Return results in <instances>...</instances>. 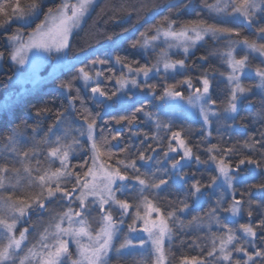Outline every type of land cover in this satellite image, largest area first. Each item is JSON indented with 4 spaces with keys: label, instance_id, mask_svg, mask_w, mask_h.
<instances>
[{
    "label": "snow or ice",
    "instance_id": "obj_1",
    "mask_svg": "<svg viewBox=\"0 0 264 264\" xmlns=\"http://www.w3.org/2000/svg\"><path fill=\"white\" fill-rule=\"evenodd\" d=\"M94 5L95 0H61L55 8L49 7L44 11L43 0H0V28L12 22H19L24 27H28L41 14L44 17L32 31H17L7 37L12 45L8 58L17 65H25L29 51L35 50L34 54L39 55L41 51L61 53L71 49L74 37L78 31L83 30ZM203 7L210 13L242 17L249 27L259 22L257 17L264 19V0H239V2L214 0V3H205ZM164 21L167 28L155 27L156 34L151 37L141 34L142 42L138 40L132 46L139 45L148 49L154 47L161 36L165 38L166 43L170 37L177 42V47L183 48V53L187 57L190 47L195 46L205 36H240L238 29L217 27L203 20L184 25L179 31L174 30L176 21L169 20L168 17H164ZM25 36L27 40L24 39ZM256 37L252 41L245 37L243 41L233 43H240L250 53H257L259 57L264 58V43L257 42L264 41V26L256 29ZM104 39L111 40L112 37L107 36ZM171 46L169 44V48ZM3 55L0 53V58ZM226 55L227 64L231 69L227 79L232 87L224 113H237L238 101L251 92L250 88L241 84L238 73L250 72L251 69L247 67L248 55L237 59L232 50ZM201 59L205 58L201 57ZM114 60L116 64L127 68L128 73L127 76L121 73L119 77L113 73L107 77L108 80L115 79L118 85L116 91L109 93L106 88L101 87L99 78L104 75L101 71H96L93 75L82 67L78 69V76L74 78L84 82L90 96L102 107L110 108L111 105H105L104 101L112 100L117 92L128 88L129 84L136 88L143 87L155 94V86L147 83L152 73L159 74L163 71L167 74L185 66L184 59L173 61L166 50L160 52L156 62L151 66L145 64L134 68L131 64H126L120 56H115ZM261 62L264 64V59ZM106 63L108 61L102 59L93 60L91 66ZM140 76L144 78L143 84L137 79ZM255 76L260 80L257 87L264 88V67H257ZM200 82L202 90L197 88L195 94L187 98V103L199 107L204 124L211 125L212 118L219 119L221 114L214 108L216 101L210 96L212 85L208 75H203ZM180 83L192 87L190 78ZM61 87L68 89L70 93L72 82L62 83ZM76 91L77 96H69L70 106L80 99L79 89ZM165 97L184 99L183 93L176 90V85L164 87L160 99L163 100ZM47 111H49L47 108L37 109V115ZM140 112H144L143 106L136 108L130 117L120 116L118 119L116 117L112 119L117 124L126 121L131 125L136 119V114ZM99 115L96 113V116ZM145 115L155 122L156 132L150 137L144 134L145 140L141 141L139 146L126 143L120 148L124 158L115 159L114 166L98 163L101 155H107L111 160L117 156V153L110 149L104 151L109 143L107 137H104L102 144L97 143L96 119L87 109L82 115L86 124L85 130L73 128L70 122H66L64 114L58 113L56 124L50 126L43 136H41L43 129L39 127L32 129L34 136L28 148L21 145L19 134L16 132L5 138L3 147L0 148V264H109V254L113 250L117 256L122 257L125 250L136 247L132 239L127 236L118 247L114 244V240L119 239L120 225L124 223L126 216L132 217V223L128 225L130 233L136 232L137 221H142V231L148 234V241L154 250L155 259L152 264H166L164 243L165 238L171 241L173 227L183 230L200 226L199 216H192L187 223L180 218L190 210L188 198L194 197L193 204H196L208 189L215 190L221 187L234 189V182L238 179L234 173H238L241 166L254 165L256 169H261L264 164V132L260 133L259 139L255 136L249 137L242 145L253 153H259V160L253 159L251 155H245L233 165L231 157L237 152L234 146L212 145L206 150L210 154L209 161H201L199 156H195L194 159L197 164L214 163L217 175L211 176L208 182L204 183L196 179L193 173V181L183 199L169 201L167 206L157 205L155 201L160 199L159 193L168 187L172 175L182 182L187 180L188 173L180 170L183 167L181 161L193 159V151L181 138L180 132L172 131L171 120L164 121L159 116L147 112ZM257 115L264 121V108ZM229 118L234 119V117ZM61 124L65 125L62 129L59 127ZM161 131L171 132V135L162 137L159 135ZM74 132L79 133L80 137L86 135L92 152L90 157L92 164L82 175L78 171H73L76 165L70 163L72 153L80 146V140L73 135ZM133 135L139 134L133 133ZM36 137L40 138L36 139ZM147 139H152L156 147L146 145ZM165 139L168 141L167 145L164 144ZM111 140L117 142L113 147H120L123 137L118 132L111 136ZM160 153L163 155L161 156ZM173 153L179 158L173 156ZM141 161L144 162L143 165L140 164ZM57 163L59 166L53 168L52 165ZM165 164H168V167H164ZM86 165L87 161L80 167ZM142 167L144 171H141ZM253 187L264 194V183ZM120 196L126 198L121 199ZM58 199L66 201L70 206L59 212L49 210L48 205ZM72 204L78 207L74 208ZM225 204L227 207H224ZM244 204V200L236 199L233 191L231 202L226 201L222 195L218 196L215 201L216 206L205 214L222 227L225 233L213 237L211 250L207 252V257L214 260L215 264H264V245L257 247L254 244L256 239L264 240V218L258 220L255 226L251 223L239 226L238 231L243 233L247 244L251 245V251L245 244L239 243L241 238L236 236V230L221 223L219 215L221 211L236 218L244 211ZM247 205V215L251 218L253 207L264 208V195L258 201L248 200ZM94 209H98L100 213L98 229H93L86 218V214H90ZM132 209H135L134 213ZM113 210L120 214L118 221L113 218ZM45 212H48L47 221L39 218ZM153 214H155L154 218ZM33 215L38 216L37 224H33L31 228L18 230V224L23 220L31 219ZM37 228L40 230L37 231ZM30 231H36L37 234V238L31 244L28 239ZM146 243L141 239L139 246L143 247ZM73 244L75 253L70 250ZM235 254H241L242 259L234 260ZM132 264L137 262L133 260ZM139 264H143V261ZM181 264H207V261L202 256L190 258L185 256L181 257Z\"/></svg>",
    "mask_w": 264,
    "mask_h": 264
},
{
    "label": "trees",
    "instance_id": "obj_2",
    "mask_svg": "<svg viewBox=\"0 0 264 264\" xmlns=\"http://www.w3.org/2000/svg\"><path fill=\"white\" fill-rule=\"evenodd\" d=\"M61 0H43L44 11H47L49 7L55 8ZM239 2V0H237ZM205 3H214V0H100L93 9L82 31H78V34L74 37L71 49L68 50V55L71 58L81 57L78 61L73 63L69 68L61 71L58 75L46 82L42 87L35 89L25 95L23 99L17 102L9 112L0 115V148L3 147L5 138L11 135L13 132H20V130H27L28 136L33 135L32 129L41 128V136L47 133L48 128L56 124L58 113H63L66 119L71 118V126L73 128L79 127L81 122H84L82 115L85 113V109L91 111L94 118L96 113H100L102 110L101 105H94L92 103L91 96L83 90V85L78 76V69L84 67L86 63L93 60H105L108 63L101 65L102 76L101 87L106 88L109 93L116 91L117 84L115 79L108 80L107 77L115 73L116 77H119L121 73L126 74L127 68H123L120 64H116L114 57L120 56L126 64H131L134 68L142 65L151 66L154 62L152 49H145L140 47H133L132 45L138 40L142 42L141 34H145L148 37L155 35V27L162 26L167 28V24L164 21V17H168L169 20L176 21L174 30L178 31L184 25L190 24L193 21L199 22L205 21L207 24H214L217 27L235 28L240 32V36L232 35L224 36L222 38H207L201 45L197 46L192 54L186 59L185 70L177 75V78L173 81H182L190 78L192 82L200 81V78L207 74L208 78L212 80L211 99L216 101L217 110L221 113L224 108L227 107L229 98V91L227 84L221 81V77L226 72V64L224 61V55L230 46L231 41H243L246 31L245 26L238 22H233L219 18V14L210 13L204 8ZM191 5V7H186ZM43 18L41 14L34 22L25 27L18 22H12L3 28H0V52L5 54L6 62L5 69L0 72V97L4 95V92L9 86V78L13 73V67L8 62L9 49L5 44V40L8 36L15 33L19 29L31 30L36 24H38ZM259 20L255 24L254 30L264 26V19L257 17ZM111 36V40H106L104 37ZM248 38V37H247ZM249 41L254 40L248 38ZM230 41V44H229ZM204 57L205 59H201ZM72 82V89L69 93L68 89L62 88V83ZM167 83V81L165 82ZM161 80L158 78V82L155 87L157 90V96L162 93ZM77 89H79L80 99L76 101L73 106L69 105V96H77ZM155 101V99H153ZM153 100H149L148 104L143 102H137L135 105L127 106L124 108H114L113 115H110L111 119H108V115L103 119H107L108 130H112L116 133H121L123 140L120 147H114L112 152L117 153L116 157L111 160H107L109 164L114 165L115 159H123L124 154L120 153V148L124 147L126 143H131L139 146L141 141L145 140L144 134L149 137L156 132L155 122L149 119L145 112L152 113L159 116H163L153 106ZM253 109L245 111L244 108L240 110L237 116V123L239 129H234L228 123L223 125V117L221 121L216 122L210 130L211 135L206 132L203 124L195 119L184 117L181 119L172 121V131L181 133V136L192 148L193 155L199 156L201 161H209V153L207 149L212 145H219L221 147L234 146L237 150L236 154L231 157V162L234 165L238 163L239 158L245 155H251L253 159H260L259 153H253L248 149L242 147L243 142L249 137L255 136L260 138V133L264 132V121L260 119L257 114L264 108V99L260 95H255L251 99ZM143 106L144 112L136 114L135 121L129 125L126 121L115 123L112 117L117 119L120 116L130 117L136 108ZM49 109L47 112H42L37 115V109ZM94 111V112H93ZM115 111V112H114ZM159 112V113H157ZM108 117V118H107ZM164 117V116H163ZM164 120V119H162ZM168 121V120H164ZM99 131L100 124H97ZM60 127V126H59ZM77 132H74V136L77 137ZM133 133L139 135L134 136ZM58 134V132H57ZM165 132L161 131L160 136H164ZM40 137H37L39 139ZM146 145L156 147V143L152 139L145 141ZM164 144L167 145V140H164ZM82 152L78 156L72 158L71 164L76 165L73 171H78L81 175L87 170L89 166V148L86 142L81 143ZM80 147V148H81ZM143 150V149H141ZM135 151V149H133ZM153 155V153H147ZM162 156L163 154L160 153ZM87 161L85 167H80ZM226 162H228L226 158ZM141 165L144 162H140ZM78 167V168H77ZM164 167H168L165 164ZM145 169L142 167L141 171ZM188 178L183 185H177L174 183L173 176L168 187L159 193V200H156L157 205L167 206L169 201H175L177 199H183L185 193L189 190V186L193 181V173L196 179H200L202 182L207 183L211 176H215L216 172L210 167V162L201 163L200 168L192 167L188 172ZM171 175V173H169ZM264 183V164H262L258 177H250L242 181L236 186L237 197L245 201L244 211L241 214L239 220L235 223L228 222L224 216L221 218L222 224H227L230 228L236 230L241 224L251 223L255 226L256 222L264 218V208L253 207V215L251 218L247 215L248 205L247 201H258L261 199L262 194L259 190L254 188V185ZM219 195L216 194L210 200H205L200 207H196L193 204L194 197H189L187 203L190 205V210L181 215V219L187 223L192 216L203 217L208 210L215 207V201ZM126 198V197H125ZM152 197H150L151 199ZM178 206V205H177ZM226 207V205H224ZM171 224V223H170ZM228 226V227H229ZM206 227V226H205ZM209 228V225L207 224ZM199 228V227H198ZM193 228H185L183 230H177L173 227L174 242L168 246L167 253L169 255V262L173 263L181 262V257L202 256L206 260V249L209 245L199 241L201 236H204L202 229H198L192 234ZM259 231V230H258ZM211 233V229L209 231ZM190 233V236L184 237L183 234ZM213 234L215 232L213 231ZM195 236V237H193ZM207 236V234L205 235ZM236 236H240L236 234ZM192 238V240H188ZM209 241L208 236L206 237ZM262 239H257V242L261 243ZM198 243V244H197ZM240 243V241H239ZM205 245V247H203ZM197 247L199 249H197ZM199 251V252H198Z\"/></svg>",
    "mask_w": 264,
    "mask_h": 264
},
{
    "label": "rangeland",
    "instance_id": "obj_3",
    "mask_svg": "<svg viewBox=\"0 0 264 264\" xmlns=\"http://www.w3.org/2000/svg\"><path fill=\"white\" fill-rule=\"evenodd\" d=\"M99 1L100 0H95L94 8L98 4ZM92 11H91V13H92ZM230 11H231V9H229V12ZM219 18L229 20V21H233V22H238L239 24L245 26L246 31H248V33H245V36H247L248 38H251V39L253 38L254 40L257 38L256 37V31L254 30V28H255L254 26L256 23L253 24L252 27H249L244 22L242 17H233V16H229L226 14H219ZM34 20H33V22H34ZM19 24L24 26L22 23H19ZM17 31L30 32V31H32V29L31 30L19 29ZM17 31H15V33ZM15 33H13V34H15ZM209 37L222 38L224 36H222V37L221 36H210V35L205 36V38L201 41H198L195 44V46L190 47L189 54L187 55V57L194 52V50L197 46L201 45ZM24 39L27 40V36H25ZM233 42H235V41H231V44H230V41H229L230 46H228L226 53L229 50H232L233 55L237 59L241 58L242 56L248 55L247 67H248V69H251L250 72L245 71L244 73H238V75H240L241 84L246 88H250L251 92L249 94H246L245 97H242L238 101L237 113H224V110H223V112L220 113L217 110V107L215 105L214 106L215 110L221 114L220 118L217 119L216 117H213L211 125H205L202 117L200 116L199 107H194V106H191L187 103V98L190 95L195 94V91L197 88H200L202 90V83L200 81H198L196 83L192 82V87L189 88L187 86V84H181L180 83L181 81H179V82H178V80L173 81L175 76L177 78V75L181 74L185 70L186 66H184L183 69H179V70L174 71V72H169L167 74L164 73L163 71H161L159 74L152 73L150 75V78L147 81L148 84L156 86V84L158 82V78L161 80V83L164 84V85H161L162 93L160 95L158 94V96H157V90H156L157 87H155V94H152L151 92H149L148 90H146L143 87L136 88V87H133L131 84H129L128 88L123 89L120 92H117L116 96L113 97L112 100H105L104 104L105 105H111V107L110 108L102 107V110L99 113L100 115L95 118L96 124H100V130H101V131H99V128L97 125V127H96L97 143L102 144L104 137H107L109 143L106 145L104 151L106 152L109 149L111 151L114 150L113 145H115L117 142L112 141L111 136L115 135L114 134L115 132H113V129L108 130L105 126H103V125H107L106 122H104L107 119H103V118L106 117L107 115H108V117H110V115H113L112 111L114 110V108H117V109L124 108L127 106H131L133 104L135 105V103H137V102H143L145 104H148L149 100H153V99H155V101L153 100V106L157 109V111L160 112V114H162L164 116V117L162 116L161 119L173 121V120L181 119L184 117L192 118V119H195V120L201 122L203 124V127L205 128L206 132L209 133L211 128L213 127V125L216 122L221 121V118L223 117V121H222L223 125L222 126H226L225 123H228V125H230L232 128L239 129V125L237 123V116H238V113L240 112V110L242 108H244L245 111L253 109L251 99L255 95H260L264 99V88L257 87V85L260 84V80L257 76H255V69L257 67H264V64H262V62H261L262 59H264V58L259 57V55L257 53H250V51L248 49L242 47V45L240 43H233ZM257 42L258 43H264V41H257ZM5 44L10 51L12 48V45L7 40V38L5 40ZM169 44L172 45L170 48H169ZM176 45H177V42L174 39L169 37L167 39V43H166L165 38L163 36H161L160 39L155 42L154 47L148 48V49L153 48L152 49L153 60H154L153 64L156 62V59L158 58V56L162 50L168 51L169 58L173 61L180 60V59H184L186 61L187 57L183 53V48L177 47ZM34 51L28 52V54H27L28 59H27V62L25 63V65H17L14 62H12L10 59H8V62L13 67V73H12L11 77L9 78V86L7 87V90L4 92V95L0 97V115L3 113L9 112L12 109V106H14L21 99H23L26 94H28L29 92H31L35 89L42 87L46 82H48L53 77L58 75L61 71L69 68L73 63H75L76 61L81 59V57H74V58L69 57L68 50L61 52V53H56L55 51H53L51 53L41 51L39 53V55H35ZM0 53H2V52H0ZM226 53L224 55V61L226 64V72L223 75V77H221L220 80L227 84V88L229 91L228 94L230 95V89H231L232 85L229 84L227 77L231 73V69H230L229 65L227 64L228 57H227ZM5 62H6V58H5V54H4L3 57L0 58V72H2L5 69ZM185 65H186V62H185ZM83 68H85L86 71H88L90 74H93V75L95 74L96 71H101L100 70V68H101L100 64H97L95 67H92L90 61L88 63H86ZM127 74L128 73L126 70L125 76H127ZM99 79H100V81H102V77H100ZM137 79L141 82V84L144 83L143 76L137 77ZM80 81H81V84L83 85V90L86 93H89L88 88H86L84 86V82L82 80H80ZM166 81H167V83H165ZM182 81H184V80H182ZM210 81H211V85H212V80L210 79ZM168 85H176V90L183 93L184 99H174V98H170V97H165L163 100L160 99V96L163 94L164 87H166ZM117 87H118V85H117ZM211 90H212V86L210 88V96H211ZM101 99H103V98H101ZM90 100L92 101V103L94 105H100L97 103V101L94 98L91 97ZM159 112H157V113H159ZM229 117H234V119L229 118ZM108 119H111V117ZM260 119H261V117H260ZM71 121H72L71 118L67 119V122H71ZM64 126H65L64 124H61L60 128L62 129ZM75 129L85 130L86 129L85 122H81L80 126L76 127ZM18 134H19L18 138L20 139L21 145L25 148L30 147L32 140H33V135L28 136L27 130H22V129L20 130V132H18ZM58 134H60V133L58 132ZM76 134H77L76 138L80 140V146L77 147L74 150V152L72 153V155L70 157V163H71L72 158L74 156H78L81 154V152H82L81 143L84 141V142H86V145L89 148V153H90L89 166H91L92 160L90 157L92 156V152L90 149V142L87 141L86 135L83 137H80L79 133H76ZM170 135H171V132H165V134H164L165 137L170 136ZM181 138H182V136H181ZM36 139H37V137H36ZM167 143H168V141H167ZM172 155L176 156L175 153H173ZM194 157L195 156L193 155V159H191V160L185 159V160L181 161V164L183 167L180 170L187 173L192 167L200 168L201 163L197 164ZM176 158L178 159L179 157L176 156ZM107 160H108L107 155H101L98 163H103L104 165H108L109 163ZM58 166H59L58 163L52 165L53 168L58 167ZM210 167L215 170L216 175H217L215 164L210 162ZM259 172H260V169H256L254 165L241 166V168L239 169V172L234 173V175L238 176V179L234 182V189H227L226 187L217 188L215 190L208 189L207 191L204 192V194L201 196L199 202L196 203L195 206L200 207L201 204L205 200H207L208 198L210 200H214L213 198L215 197L216 194H218L219 196L222 195L226 201L231 202L232 196H233V191L235 193L236 199H238L236 186L247 178L258 177ZM172 176H173L174 183H176L177 185H183L184 182L177 179V177L175 175H172ZM221 183H222V181H221ZM119 198L124 199L125 197L120 196ZM194 200H195V198H194ZM56 202H57V204L53 203V205L49 208V210H54V211L59 212V211L65 210L67 207L70 206L66 201H64L65 206L62 205L61 200H59V199ZM130 202H133V201L130 200ZM225 205L227 207V204H225ZM71 206L74 208L78 207V205H76V204H72ZM131 211L134 213L135 209H132ZM141 214L142 215L144 214L143 208L141 209ZM241 214L236 218H232L230 216V214H228V213H224L222 211L219 213L220 219L222 218V216H224L226 218V220L228 222H231V223H235L237 220H239V218L241 217ZM99 217H100V213H99L98 209H94L90 212V214H86V218L88 219L89 224L91 225V227L93 229L99 228ZM154 217H155V214H153V218ZM39 218L43 219L44 221H47L48 212H45L42 215V217H39ZM113 218L118 221L120 219L119 212L113 210ZM202 218L203 217H201V223H200L199 228L207 230V228H204V227L205 226L207 227V224H208L209 229L214 231L216 234V235L212 234L213 237L214 236L219 237V236L225 234L223 228L218 226L208 216H206L204 219H202ZM37 221H38V216L33 215L31 217V219H26V220L21 221L18 224L17 228H18V230H22L25 227L31 228V226L33 224H37ZM131 223H132V217L126 216V217H124V223L122 225H120L121 232L119 233V238L122 236V238L124 240L125 236H127L129 239H132L133 244L136 246L135 248H133L131 250H125V254H132L134 256H139L140 258H144V259L149 258L148 262L150 264H152V261L155 259L154 250L151 246L150 241H148V234L142 231V227H143L142 221H137V224H136L137 231L130 233L129 229H128V225ZM229 228H230V226H229ZM238 229H237V233L235 232V234L240 235V236H237V237L241 238L239 240L240 243L245 244V246L249 247V250L251 251L252 250L251 245L247 244L246 239L243 237V233L238 231ZM39 230L40 229L37 228V231H39ZM17 234H18V232H17ZM212 235H207V236L212 237ZM183 236L184 237L190 236V233H185V234H183ZM36 238H37L36 231H30L29 237H28L29 244L34 242ZM141 239H143L147 242L145 244V246H143V247L139 246V241ZM212 239L213 238H210L211 245H212ZM117 240L118 239L114 240V244H115V241H117ZM168 242H169V240L167 238H165L164 249H165V254L167 257L166 264H169V258L167 255V250H169L168 246L170 245V242H169V245L167 246ZM254 244L257 247H260V246L264 245V240L261 243H259V242H257V239H256L254 241ZM210 248L211 247H208V249H209L208 251L211 250ZM70 250L73 253H75V245L74 244L70 246ZM113 254H115L114 250L109 254V258ZM235 259H242L241 254H235L234 260ZM210 261H212V264H215L214 260L210 259ZM172 262H173V264H181V262H176L175 260L174 261L172 260ZM109 263H110V260H109Z\"/></svg>",
    "mask_w": 264,
    "mask_h": 264
},
{
    "label": "flooded vegetation",
    "instance_id": "obj_4",
    "mask_svg": "<svg viewBox=\"0 0 264 264\" xmlns=\"http://www.w3.org/2000/svg\"><path fill=\"white\" fill-rule=\"evenodd\" d=\"M53 203H55V204H57V202L56 201H54ZM53 203L52 204H50V205H48V209L53 205ZM61 203H62V205L63 206H65V202L64 201H61ZM61 206V205H60ZM170 226H171V224H170ZM204 228H207V230L206 229H202L203 231H201V232H204V236H201L200 238H199V241H201V242H204L205 244H207V245H209V247H211V243H210V238H213V231L211 230V233L209 232L210 231V229L208 228V227H204ZM198 229H201V228H198V227H193V231H192V234L193 233H195V231L196 230H198ZM212 235V237H208L209 238V241H207V238H206V236L205 235ZM194 235V234H193ZM216 235V234H215ZM193 237H195V236H193ZM192 237V238H193ZM192 238H189L188 237V240H192ZM174 237H173V235H172V239H171V241H170V244L171 243H173L174 242ZM122 241H123V238H122V236L117 240V241H115V245L118 247L119 246V244L120 243H122ZM198 244V243H197ZM169 245V242L167 243V246ZM203 247H205V245H203ZM197 249H199L198 247H197ZM211 249V248H210ZM208 248L206 249V252L204 251V253H206V255H207V252H208ZM199 252V251H198ZM167 255H168V253H167ZM168 258H169V255H168ZM109 260H110V263L109 264H132V262H133V260H135L136 262H137V264H139V262L140 261H143V264H150L149 262H148V260H149V258L148 259H144V258H140L139 256H134V255H132V254H124L122 257H119V256H117V254L115 253V254H113V255H111V257L109 258ZM204 260H205V258H204ZM205 261H207V264H212V261H210V259L208 258V257H206V260ZM169 264H173V263H170L169 262Z\"/></svg>",
    "mask_w": 264,
    "mask_h": 264
}]
</instances>
